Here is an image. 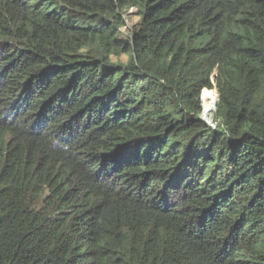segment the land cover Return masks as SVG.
Segmentation results:
<instances>
[{
  "label": "trees",
  "instance_id": "1",
  "mask_svg": "<svg viewBox=\"0 0 264 264\" xmlns=\"http://www.w3.org/2000/svg\"><path fill=\"white\" fill-rule=\"evenodd\" d=\"M0 264H264V0H0Z\"/></svg>",
  "mask_w": 264,
  "mask_h": 264
},
{
  "label": "rangeland",
  "instance_id": "2",
  "mask_svg": "<svg viewBox=\"0 0 264 264\" xmlns=\"http://www.w3.org/2000/svg\"><path fill=\"white\" fill-rule=\"evenodd\" d=\"M125 19L127 21V25L123 28V32L126 34V32L128 31V29L130 27H132V26H134V25H136L138 23V21L140 20V17L134 12V9H131L125 15ZM125 58L126 57L124 55L120 56V59L123 60V61L125 60ZM204 91H211L212 92V98L216 94V100H217V92H216V89L215 88H213V89H203L201 91V94H200V100H201L202 107H203V99H204L203 92ZM216 100L214 102H216ZM213 111H214V106L211 108V110L209 111L208 115L205 116L206 119L203 117V113H202V117L201 118L205 122H210V120H212V113H213Z\"/></svg>",
  "mask_w": 264,
  "mask_h": 264
},
{
  "label": "bare ground",
  "instance_id": "3",
  "mask_svg": "<svg viewBox=\"0 0 264 264\" xmlns=\"http://www.w3.org/2000/svg\"><path fill=\"white\" fill-rule=\"evenodd\" d=\"M215 100H216V94L214 95L213 99L211 100L210 105L206 107V112L204 113V118H205V116L208 115L209 111H210L211 108L214 106V104H215L214 101H215ZM205 114H206V115H205ZM205 119H206V118H205Z\"/></svg>",
  "mask_w": 264,
  "mask_h": 264
},
{
  "label": "built area",
  "instance_id": "4",
  "mask_svg": "<svg viewBox=\"0 0 264 264\" xmlns=\"http://www.w3.org/2000/svg\"><path fill=\"white\" fill-rule=\"evenodd\" d=\"M207 123L213 128H217L219 126L217 121L210 120V122H207Z\"/></svg>",
  "mask_w": 264,
  "mask_h": 264
},
{
  "label": "water",
  "instance_id": "5",
  "mask_svg": "<svg viewBox=\"0 0 264 264\" xmlns=\"http://www.w3.org/2000/svg\"><path fill=\"white\" fill-rule=\"evenodd\" d=\"M214 106H215V104H214Z\"/></svg>",
  "mask_w": 264,
  "mask_h": 264
}]
</instances>
